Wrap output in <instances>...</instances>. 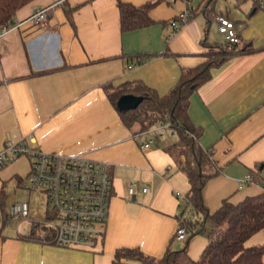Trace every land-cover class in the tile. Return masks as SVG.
<instances>
[{
  "label": "crops",
  "instance_id": "1",
  "mask_svg": "<svg viewBox=\"0 0 264 264\" xmlns=\"http://www.w3.org/2000/svg\"><path fill=\"white\" fill-rule=\"evenodd\" d=\"M122 1L138 6L151 0ZM215 2L191 0L193 15L170 37L169 21L185 7L184 0H157L148 9L156 22L126 31L120 30L117 0H30L16 10L17 24L0 38V149L5 140L24 138L43 151L106 161L113 182L105 233L94 247L42 242L36 223L7 224L2 216L0 264H111L119 247H139L158 259L167 247L185 245L186 238H174L175 191L185 194L189 187L181 169L184 155L177 160L163 147L176 134L141 147L150 134L134 135L123 124L102 85L139 80L164 94L182 66L201 62L215 45L208 35L212 24L218 31V15L235 22L251 50L211 68L210 77L189 95L188 115L202 128L198 141L221 166L205 182L202 200L213 212L223 199L237 203L262 192L259 182L239 180L251 171L264 179V11L258 0H234L243 14L238 22L226 0L219 8ZM35 7L48 8L44 26L27 20ZM28 169L27 157L20 155L0 170V182L20 184ZM201 234L189 239L192 258L209 240ZM261 243L264 227L245 241L246 246Z\"/></svg>",
  "mask_w": 264,
  "mask_h": 264
},
{
  "label": "trees",
  "instance_id": "2",
  "mask_svg": "<svg viewBox=\"0 0 264 264\" xmlns=\"http://www.w3.org/2000/svg\"><path fill=\"white\" fill-rule=\"evenodd\" d=\"M29 1L0 0V23L13 20L16 10ZM156 1L136 6L117 0L120 30L136 29L156 22L148 14V9ZM237 36L236 43L213 45L210 47L213 50L203 52L204 59L201 62L182 66L176 83L164 94H158L154 88L139 80H125L117 85L108 81L102 85L121 121L134 135L149 130L159 120L167 125L162 135L169 137L171 133L176 134L177 139L164 140L163 147L177 160L179 154L184 155L181 169L189 183L177 214L187 229L185 245L179 249L167 247L158 259L144 253L139 247H119L112 256L111 264H125V260L142 264H264V243L245 245L252 234L264 227V179L249 172L252 180L262 186V192L246 196L237 203L223 199L216 210L209 212L202 200V188L208 179L220 172L221 166L213 160L211 152L199 143L202 128L194 125L187 111L189 95L210 77L211 68L235 53L251 50L249 44L241 42L239 34ZM124 93L141 95L142 99L135 107L119 109L116 101ZM3 184H0V207H3L5 199ZM2 216L3 222H6L8 212L4 207ZM205 225L209 226V240L199 256L192 258L188 253L189 239L201 232ZM215 228L218 231L214 234ZM38 237L40 239L41 235Z\"/></svg>",
  "mask_w": 264,
  "mask_h": 264
},
{
  "label": "built area",
  "instance_id": "3",
  "mask_svg": "<svg viewBox=\"0 0 264 264\" xmlns=\"http://www.w3.org/2000/svg\"><path fill=\"white\" fill-rule=\"evenodd\" d=\"M185 7L169 21L173 35L193 15L191 0H184ZM259 7L264 11V0H258ZM47 7H35L27 20L36 26H44L48 18ZM218 32L228 43L238 41L235 22L227 16H216ZM17 22L11 20L0 23V38L7 34ZM166 123L159 120L154 127L145 131L150 138L140 144L147 147L150 142L161 137ZM31 139V138H29ZM24 155L29 162L26 176L21 186L29 191L43 192L45 195V217L34 220L29 217L27 200L12 201L7 206L8 219L18 218L31 223H39L42 242H51L63 247L90 249L103 236L108 217L109 199L112 187V174L109 163L95 160L80 154H68L63 151H43L30 146L24 138L11 141L5 140L0 149V170L14 159ZM252 181L250 173L239 180ZM134 182L129 183L128 191L133 193ZM145 190V187H142ZM175 196L182 202L185 195L179 190ZM218 228H215L214 234ZM187 229L183 219H178L174 238L185 239Z\"/></svg>",
  "mask_w": 264,
  "mask_h": 264
},
{
  "label": "rangeland",
  "instance_id": "4",
  "mask_svg": "<svg viewBox=\"0 0 264 264\" xmlns=\"http://www.w3.org/2000/svg\"><path fill=\"white\" fill-rule=\"evenodd\" d=\"M225 0H216V8H219L221 4L224 3ZM233 2L234 0H226V4H229V8H231L232 13L231 16L233 18H235L238 22H242L243 20V14L240 10L235 9V7H233ZM249 5V2H246L245 4H243L241 7V9L245 10V8ZM208 37L210 39H213V41L210 44H219V45H223L225 40L223 38V36L221 34L218 33L217 28L214 24L211 25L210 27V32ZM2 182H0L1 184ZM4 183V182H3ZM3 189L5 192V199H4V205L3 207L7 209V205L9 202L11 201H17V200H27L29 205H30V209H29V217L30 218H35V219H39L43 220L45 217V211H46V205H45V195L43 192H38V191H29L26 190L25 188H23L20 184H16L14 182V180H10L7 181L5 184H3ZM1 206V205H0ZM3 207H0V221H1V217H2V209ZM22 219H18V218H11L9 219L7 222V224L11 223L13 225H16L17 223L21 222ZM24 221V220H22ZM26 224V223H22V226ZM37 225H39V223H37ZM207 227L204 228L201 232L196 233L193 237H198L201 236L202 232L207 233ZM192 237V238H193ZM191 240V239H190ZM186 241V240H185ZM184 241V242H185ZM191 245L188 244V248ZM198 256V254H197Z\"/></svg>",
  "mask_w": 264,
  "mask_h": 264
},
{
  "label": "water",
  "instance_id": "5",
  "mask_svg": "<svg viewBox=\"0 0 264 264\" xmlns=\"http://www.w3.org/2000/svg\"><path fill=\"white\" fill-rule=\"evenodd\" d=\"M141 99V95L124 93L118 97L116 105L119 109H127L130 107H135L141 101Z\"/></svg>",
  "mask_w": 264,
  "mask_h": 264
}]
</instances>
